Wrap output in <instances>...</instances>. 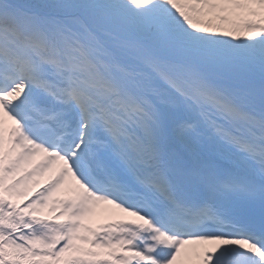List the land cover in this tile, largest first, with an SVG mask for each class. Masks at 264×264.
<instances>
[{
  "label": "snow or ice",
  "instance_id": "1",
  "mask_svg": "<svg viewBox=\"0 0 264 264\" xmlns=\"http://www.w3.org/2000/svg\"><path fill=\"white\" fill-rule=\"evenodd\" d=\"M0 264H264V0H0Z\"/></svg>",
  "mask_w": 264,
  "mask_h": 264
}]
</instances>
